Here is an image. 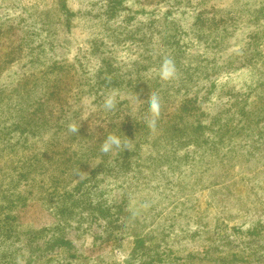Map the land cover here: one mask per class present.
Here are the masks:
<instances>
[{
	"label": "rangeland",
	"instance_id": "obj_1",
	"mask_svg": "<svg viewBox=\"0 0 264 264\" xmlns=\"http://www.w3.org/2000/svg\"><path fill=\"white\" fill-rule=\"evenodd\" d=\"M0 264H264V0H0Z\"/></svg>",
	"mask_w": 264,
	"mask_h": 264
},
{
	"label": "clouds",
	"instance_id": "obj_2",
	"mask_svg": "<svg viewBox=\"0 0 264 264\" xmlns=\"http://www.w3.org/2000/svg\"><path fill=\"white\" fill-rule=\"evenodd\" d=\"M159 74L162 79L168 80L172 78L175 75V69L172 65L171 61H164L159 69ZM115 103V97L114 96H108L105 98L104 105L106 108H112ZM148 110L151 113L153 119L149 122V127H154L155 125V117L158 116L159 110H160V101L158 97L155 95H151L148 98ZM70 130L77 131V129L70 125ZM120 147L121 146V140L119 137L115 135H110L107 137L105 142L101 145V151L104 153L109 152L113 147Z\"/></svg>",
	"mask_w": 264,
	"mask_h": 264
}]
</instances>
